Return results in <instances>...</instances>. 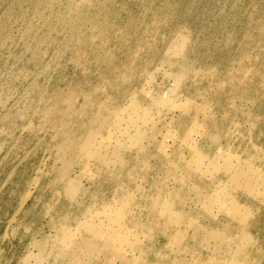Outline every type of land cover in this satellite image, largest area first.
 <instances>
[{"label":"rangeland","instance_id":"obj_1","mask_svg":"<svg viewBox=\"0 0 264 264\" xmlns=\"http://www.w3.org/2000/svg\"><path fill=\"white\" fill-rule=\"evenodd\" d=\"M0 264H264V0H0Z\"/></svg>","mask_w":264,"mask_h":264},{"label":"bare ground","instance_id":"obj_2","mask_svg":"<svg viewBox=\"0 0 264 264\" xmlns=\"http://www.w3.org/2000/svg\"><path fill=\"white\" fill-rule=\"evenodd\" d=\"M83 151H84V150H83ZM83 151H82V153H83ZM88 151H90V150H88ZM90 153H92V152L90 151ZM94 154H95V153H94ZM94 154H93V155H94Z\"/></svg>","mask_w":264,"mask_h":264}]
</instances>
